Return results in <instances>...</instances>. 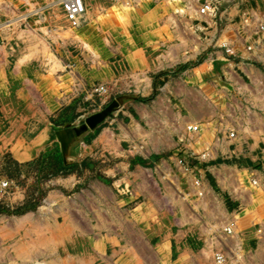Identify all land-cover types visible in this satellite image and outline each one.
I'll list each match as a JSON object with an SVG mask.
<instances>
[{"label": "rangeland", "instance_id": "obj_1", "mask_svg": "<svg viewBox=\"0 0 264 264\" xmlns=\"http://www.w3.org/2000/svg\"><path fill=\"white\" fill-rule=\"evenodd\" d=\"M205 3L85 0L74 28L62 0H0V264H264V0ZM97 116L65 158L57 132ZM230 116L259 159L202 172L184 128Z\"/></svg>", "mask_w": 264, "mask_h": 264}, {"label": "crops", "instance_id": "obj_2", "mask_svg": "<svg viewBox=\"0 0 264 264\" xmlns=\"http://www.w3.org/2000/svg\"><path fill=\"white\" fill-rule=\"evenodd\" d=\"M16 20L17 19L11 21V22H14L12 25L13 27H16L20 23V21H16ZM8 28H10V27L6 26L3 30H7ZM230 114H234V112H230ZM99 117L100 116H97L95 119H92V118L87 119L86 120L87 124L85 125V127L79 126L80 129L79 128H76V129L73 128V129H69L66 131L57 132V134H56L57 140L60 142L61 149L63 150L62 152H63V155H65V158H66V156H70L71 151L74 150V148L77 145H80V143H81V142H79V135L76 134L75 131H81V129H85L87 127V125H88V131H89V128L91 130H93L94 128H96L98 126H101L103 121H101V119L99 120ZM236 120H237V118L230 116L228 118V121H224V124H226L227 127L230 126V127L235 128L236 138L230 142L225 143V144L217 145L214 158L215 159L219 158V159H223V160H226V159L230 160V159L241 158V157L245 158V157H247V156H245L246 153L248 154V151H249V152H251V154L252 153L254 155L257 154L255 156H253L252 158L259 159V142H258V140H256L252 144V146H250V144L248 143L250 140L241 136L240 132L237 130V127L234 124L236 122ZM99 121H101V122H99ZM202 122L203 121H201V120H198L197 122H195L196 124H199V126H201L202 131H203L202 134L187 133L186 128H184V131H185L184 135H185V137L187 136L189 138L187 140H189L190 143L193 145H194V143L198 144L199 140H200V143L205 142V143H203V145L204 146L207 145L206 150H208V149L212 148V146L215 145V138L217 135L215 136L216 133H215V131H213V128L210 125L202 124ZM237 122H239V121H237ZM45 131L46 130H43L42 133L37 136V138L33 139L32 144L25 151H23L21 153H17V156L22 157L25 161L32 158L35 155V152H38V150L40 149L41 144H43V143L46 144L48 142L47 138H49L48 137L49 135L47 136V131L46 132ZM256 133H258V132L256 131ZM103 134H104V132H103ZM41 138H43V139H41ZM209 143H211V144H209ZM228 171H232V170H228ZM172 178H173V176H172ZM175 181H177V180L175 179ZM230 217H231V215H230ZM214 221L215 220H213V222ZM214 224L216 226L220 227V225L216 224L215 222H214ZM222 235L226 237V235H224V234H222ZM228 238H231V237H228Z\"/></svg>", "mask_w": 264, "mask_h": 264}, {"label": "built area", "instance_id": "obj_3", "mask_svg": "<svg viewBox=\"0 0 264 264\" xmlns=\"http://www.w3.org/2000/svg\"><path fill=\"white\" fill-rule=\"evenodd\" d=\"M213 4V0H206L205 5L202 6L201 8V14H206L209 10L211 5ZM64 10L66 12L67 18L69 20V22L72 24L73 27H77L79 26V17L84 13V8L85 5L83 3V0H65L64 4H63ZM106 87L104 86H98L96 89V92L98 93H106ZM187 131L191 134H197L199 132V126H188L187 127ZM236 138V134L234 131H230L229 134L226 133L224 134H217L216 138H215V145L212 146V148L206 150L204 153L199 154L197 156H195L196 161L198 162L197 167H201L202 172H204L203 167H205L207 169V171H209L211 174L214 175V173H217L218 169L216 168V166L213 164V162L215 161V151H216V147L217 145H221V144H225L227 142H230L232 140H234ZM179 166H185L187 165L186 163H184V161L179 160L178 161ZM178 166V167H179ZM193 166V165H192ZM195 168V167H194ZM191 169V166L187 165V167L183 170V172H189L191 174L195 173V169ZM189 169V170H187ZM218 174V173H217ZM255 185H258L257 180L254 181ZM8 185V182H3L1 183V187H6ZM192 194L194 196H198L200 198H203L206 196V191L203 188V183L200 179L196 178L194 176V181H193V185H192ZM236 195V197L238 198L239 194L238 193H234ZM224 214L228 213L227 211L223 212ZM230 214V213H229ZM231 217L229 218V220L224 222V219H221V222H219L220 227L224 226L223 228V232L226 235H232L233 234V230L235 228V218L233 219L234 215L230 214ZM224 222V223H223ZM218 260H220L222 258V256H218L217 257Z\"/></svg>", "mask_w": 264, "mask_h": 264}, {"label": "bare ground", "instance_id": "obj_4", "mask_svg": "<svg viewBox=\"0 0 264 264\" xmlns=\"http://www.w3.org/2000/svg\"><path fill=\"white\" fill-rule=\"evenodd\" d=\"M64 1L65 0H62V5L64 4ZM83 3H84V5H85V8H84V13L79 17V26L81 25V21H82V18H83V16L85 15V11H86V4H85V0H83ZM64 8V7H63ZM65 11V10H64ZM65 14H66V12H65ZM67 16V15H66ZM79 26H77V27H74V28H78ZM38 227V226H37ZM44 228V227H43ZM52 231V230H51Z\"/></svg>", "mask_w": 264, "mask_h": 264}]
</instances>
